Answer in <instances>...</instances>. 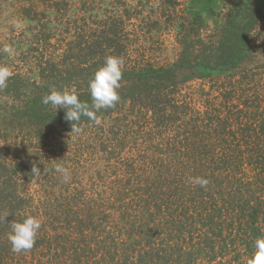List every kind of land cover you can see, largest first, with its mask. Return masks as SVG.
Instances as JSON below:
<instances>
[{"label":"trees","instance_id":"1","mask_svg":"<svg viewBox=\"0 0 264 264\" xmlns=\"http://www.w3.org/2000/svg\"><path fill=\"white\" fill-rule=\"evenodd\" d=\"M123 8L0 0V66L12 72L0 88V264H248L264 236L259 14L231 9L211 36L194 16L176 59L160 66L128 55L125 23L145 19ZM19 22L30 46L3 51ZM109 55L124 59L120 101L72 132L66 110L42 99L75 88L91 105L89 81ZM28 215L41 221L36 243L14 253L10 223Z\"/></svg>","mask_w":264,"mask_h":264},{"label":"rangeland","instance_id":"2","mask_svg":"<svg viewBox=\"0 0 264 264\" xmlns=\"http://www.w3.org/2000/svg\"><path fill=\"white\" fill-rule=\"evenodd\" d=\"M97 7L116 8L118 11H123V7L132 15L136 12L141 13L144 22H126L127 30H129L128 39L132 40L133 45L131 55L135 59H145L158 65H167L176 59L179 54V46L177 41L183 37L185 32L189 31V21L194 16H201L207 25L206 35L215 33L216 28L223 21L231 9L238 7H247L257 11L258 15V31L254 41L261 44L262 47L256 53V61L260 65L264 62V0H96ZM152 22H157L156 26ZM143 23L142 25H140ZM153 25H152V24ZM0 27V35L6 34V26ZM10 34L19 36V34H29L30 27L28 24L19 22L11 25ZM131 26H138L135 31ZM150 26V27H149ZM5 27V28H4ZM141 27L143 31L141 32ZM141 28V29H140ZM7 29V28H6ZM147 31V33L145 32ZM141 32V33H140ZM9 34V33H8ZM20 37L17 38L16 45H12L10 51H24L30 45L20 44ZM2 41L6 46L8 42ZM1 43V42H0ZM52 43H55L53 41ZM1 49V46H0ZM13 54V53H10ZM129 57V56H128ZM132 58V59H133ZM262 60V61H261ZM257 65H254L256 67ZM259 67V66H257ZM259 71V68L256 69ZM31 77V75H29ZM198 82L188 84L187 88H195ZM0 149H1V129H0Z\"/></svg>","mask_w":264,"mask_h":264},{"label":"clouds","instance_id":"3","mask_svg":"<svg viewBox=\"0 0 264 264\" xmlns=\"http://www.w3.org/2000/svg\"><path fill=\"white\" fill-rule=\"evenodd\" d=\"M3 51L10 49L5 47ZM124 59L118 56H106L104 63L100 66L89 81V91L91 96V105L87 101H82L75 88L68 90L52 89L48 95L43 97L44 105H52L56 110L65 109V120L71 123L72 132H79V123L81 117H87L89 120H97L96 113L101 109L114 108L120 101L118 89L121 87L123 77ZM12 72L6 66H0V88L7 86L8 79ZM54 171L59 173L64 183L71 180V171L63 164L58 163ZM31 174L33 177L41 175L40 169L33 165ZM193 184L205 188L209 181L202 177L191 179ZM11 232L8 239L11 243V250L14 253H21L31 250L36 243L38 232L41 228V221L37 217L28 215L22 221L10 223ZM254 249L248 264H264V236H259L254 241Z\"/></svg>","mask_w":264,"mask_h":264}]
</instances>
